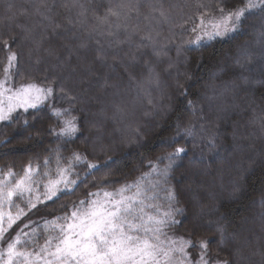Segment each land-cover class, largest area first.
<instances>
[{
    "label": "trees",
    "instance_id": "obj_1",
    "mask_svg": "<svg viewBox=\"0 0 264 264\" xmlns=\"http://www.w3.org/2000/svg\"><path fill=\"white\" fill-rule=\"evenodd\" d=\"M7 2L15 6L14 11H20L21 6L31 11L29 0H0V77L8 55L3 41L15 36L10 47L19 52L22 73L15 78L16 86L28 79L43 84L47 75L49 80L56 77L59 84L65 85L76 96L70 115L78 117L80 132L74 142L60 148L63 155L68 157L78 151L93 163H102L108 157L115 160L108 168L89 175L72 195H62L55 202L40 205L14 226L9 238L29 220L51 219L62 214L56 211L61 203L85 199L88 192H95L100 187L114 191L126 182L134 181L149 171V160L154 161L157 156L184 145L188 148L187 155L173 170L167 185L175 191L179 201L176 206L184 209L182 217H177L183 223L176 230L193 242L208 239V255L229 260L232 264H264V204L261 203L264 200V63H253L249 72L242 71L233 59L237 49L246 43H251L254 53L259 52L253 26L261 19V13L247 15L242 26L244 30L231 39L186 51L177 62L176 44L194 36L190 30L181 32V26L189 17H199L205 11L198 5H210L207 11L211 12L217 6V0H162L164 9L169 12V20L162 25H151L153 35L160 34L159 45L165 48L159 58L151 47L141 44V37L149 31L144 17L151 13L153 6H159L161 0H141L140 17L133 15L128 21L129 30L135 28L138 33L130 44L120 47L113 44L112 48H107L108 39L101 38V44L107 49V63H101L96 59L97 38L89 37L88 31L95 25L94 14L102 15L110 3L115 5L122 0H83L89 9L86 26L67 31L61 28L55 36L50 28L45 29L37 23L38 17L20 16L18 23L34 29L30 40H24L20 29L15 25L9 27L3 20ZM48 2L56 5L53 16L58 22L66 25L69 15L75 21V12L69 13L62 6L65 0ZM245 2L228 0L225 7L234 10ZM188 27L191 28V23ZM173 36L175 39L169 44L168 38ZM119 39L124 40L125 33L122 32ZM82 41L87 42V48L79 47ZM37 59L39 64H36ZM170 61L177 62L175 68L169 69ZM146 62L160 76L159 89H151L153 98L160 102V110L150 118L144 115L146 104H137L133 109L130 103L136 95V82L147 79ZM189 75L190 80L186 79ZM177 81L188 90L187 96H180L179 91L183 89L177 90ZM225 84L229 86L226 91ZM214 90L218 99L209 107L206 97L213 96ZM188 100L199 101L204 119H200V112L192 114ZM53 103L58 108L68 107V102L57 94L54 101L46 102L39 111L30 109L24 113L23 109H18L12 122H0V179L15 181L30 162L33 167L42 164L44 157L49 155L47 150H54L61 143L48 131L51 127L58 129L61 126L51 115ZM178 118L181 127L189 120L195 123L198 131L203 125L202 134L195 141L185 142L181 138L177 144L163 145L164 139L176 133ZM25 119L27 125L23 124ZM137 127L141 136L133 137L132 130ZM211 137H215L214 148L207 144ZM133 139L140 140L141 146H127ZM54 160L53 155V169ZM10 169L19 175L7 177ZM86 170V166L75 169L81 176ZM106 173L114 183L99 184ZM43 191L42 187L40 192ZM157 191L159 197L167 194ZM159 200L163 207L167 206L164 200ZM154 201L151 204L159 202ZM15 204L24 207L20 199H15ZM5 211L15 213L16 208L6 207ZM36 215L40 217L37 219ZM218 227L225 233L223 245ZM44 239L41 236L38 243L42 245ZM2 247L6 249V242ZM26 247L29 251L32 248L31 245ZM189 249L194 253L200 248ZM237 253L244 259H239Z\"/></svg>",
    "mask_w": 264,
    "mask_h": 264
},
{
    "label": "snow or ice",
    "instance_id": "obj_2",
    "mask_svg": "<svg viewBox=\"0 0 264 264\" xmlns=\"http://www.w3.org/2000/svg\"><path fill=\"white\" fill-rule=\"evenodd\" d=\"M228 0H217V6L211 12L207 11L210 5L201 4L199 7L205 9L199 17H189L188 21L181 26V32L191 31L194 38L181 40L176 44L177 62L184 52L206 48L212 43L220 40L231 39L237 33L242 32L244 21L249 14L261 13V19L254 25L255 44L259 52L252 51L251 43H246L237 49L233 59L242 71H252L253 63L259 61L264 63V0H248L243 8L228 9L225 7ZM31 11L21 6L20 11H14V5L7 2L3 20L11 27L15 25L23 33L24 40L32 38L33 28L18 23L20 16L38 17V24L45 29L50 28L53 36L58 35V30L77 27L84 28L88 21V7L83 0H65L62 5L69 13L75 12L76 19L71 15L66 18V25L58 22L53 16L55 3L49 4L48 0H29ZM141 0H127L118 4H109L102 15L94 14L95 25L89 29V37L97 38L96 59L101 63H107V49L101 44V38H107V48L120 47L125 43H131V39L138 33L137 29L129 30L128 21L133 15L140 17ZM144 19L148 22L149 31L141 37V44L151 47L153 54L159 58L165 48L158 43L159 32L153 35L151 25L153 23L162 25L169 20V12L164 9L163 3L153 6L149 15ZM198 20V23L196 22ZM46 22V23H45ZM191 23V28L188 25ZM125 33V39L120 40L121 33ZM15 36L3 41V47L8 52L7 65L3 69V76L0 77V122H12L16 117L18 109L27 113L30 109L39 111L46 102L54 101L57 94L68 102V107L58 108L51 104V115L55 117L60 127L49 128L50 134L60 141L56 149H48V156L44 157L43 163L36 167L31 165L23 169V174L13 172L11 169L6 174L9 178L19 175L12 183L10 179H0V260L3 264H16V261L24 260L25 264H211L208 257V239L193 242L190 238L176 236L175 229L182 223L184 209L177 207L179 203L175 191L167 187L173 170L179 166L183 156L187 155L188 148L184 145L175 147L159 155L155 160H149L147 167L149 171L142 173L134 181L126 182L114 191L100 187L95 192H88L85 199L72 201L71 204L61 203L56 211L61 212L51 219L41 217L39 220H29L27 224L10 237L11 230L26 219L29 214L38 209L40 205L48 202H55L62 195H72L84 180L94 172L108 168L115 163L113 157H108L101 162H89L88 158L78 151L65 157L60 151L64 144L74 142L80 132L78 117L71 116L73 102L76 96L72 95L67 87L59 84V80L53 77L51 80L45 75V83H37L34 79L21 82L16 86L15 78L22 75L20 68L19 52L13 51L10 47L15 42ZM175 37H169L168 43H173ZM80 48H87L88 44L82 41ZM51 54V51L50 53ZM71 57H69L70 59ZM135 63V56L132 58ZM177 62L169 63V69L175 68ZM40 60H36L39 64ZM148 76L145 81L136 82V95L131 100V106L135 109L137 104L147 106L144 112L146 118H150L160 110V102L156 101L151 89L160 87V76L155 68L146 62ZM177 70V75H179ZM132 79L130 75V80ZM186 79H191L187 76ZM59 89L57 90V85ZM228 84L223 86L228 89ZM177 90L180 96H187L188 90L177 81ZM222 94V93H221ZM211 102L218 99L215 93L206 97ZM187 106L193 115L201 113L200 119H204L203 108L197 100H188ZM121 109L117 107V112ZM63 117H68L62 119ZM23 124L27 125L25 119ZM177 131L171 137L162 141L163 145L171 146L177 144L183 138L195 141L198 135L203 132L201 125L199 131L192 120H189L181 127L180 120H177ZM133 137H140L139 127L132 130ZM235 138V137H234ZM133 144L141 146L140 140L128 141L129 147ZM209 147H215V137L207 139ZM195 146V145H194ZM55 156V168L53 164ZM66 161V163H65ZM166 161V163H164ZM163 164V166H161ZM86 166L83 176L75 169ZM43 168V171L40 169ZM76 176L77 179H72ZM46 181V182H45ZM99 184H111L114 181L108 179V174L98 181ZM43 187L44 191L40 192ZM135 189V191H133ZM167 193L159 197L158 191ZM15 199H20L24 207L15 204ZM162 199L166 202V210H162L160 204H150L148 201ZM264 204V200L261 201ZM15 207V213L5 211V208ZM67 209V211H66ZM27 230V231H26ZM220 231V243L223 245L225 233ZM171 232V234H170ZM41 236H44V243H38ZM6 242V249L3 244ZM31 245V250H27ZM24 250H20L21 248ZM191 247H199V258L192 260L189 252ZM6 253V260L4 259ZM239 256V253H237ZM264 255V253H262ZM239 259H244L239 256ZM217 264H232L231 261H217Z\"/></svg>",
    "mask_w": 264,
    "mask_h": 264
},
{
    "label": "rangeland",
    "instance_id": "obj_3",
    "mask_svg": "<svg viewBox=\"0 0 264 264\" xmlns=\"http://www.w3.org/2000/svg\"><path fill=\"white\" fill-rule=\"evenodd\" d=\"M248 3V0H246V2L244 3V5L243 6H241V7H238V8H243V7H245L246 6V4ZM237 8V9H238ZM197 23H198V21H197ZM193 38H194V36H192ZM19 86V85H18ZM5 180H8V178L7 179H5ZM12 183H14L15 181H11ZM42 188V187H41ZM40 188V189H41ZM110 191V190H109ZM133 191H135V189H133ZM156 201V200H155ZM155 201H154V203H155ZM157 201H159L157 204H160V205H162V206H164L163 205V203H160V200L158 199ZM150 204H151V201H148ZM166 208H167V206H165V207H162V210H166ZM40 216H37L36 215V218L38 219ZM175 231V235L176 236H183L184 238H185V236L184 235H182L181 233H179L176 229L174 230ZM170 234H171V232H170ZM15 236V235H14ZM186 239V238H185ZM7 246V245H6ZM189 251H190V254L192 255V257H191V255H190V257H191V259L194 261V260H196V259H198L199 258V253H200V249L198 250H196L194 253H191V250L189 249ZM208 257H209V259H210V261H211V264L213 263V264H217V261H220V262H223L224 261V259H222V258H219V257H214V256H211V255H208ZM4 259L6 260V253H5V256H4ZM0 264H3V260H0ZM16 264H25V262H24V260L23 259H21V260H19V261H16Z\"/></svg>",
    "mask_w": 264,
    "mask_h": 264
}]
</instances>
